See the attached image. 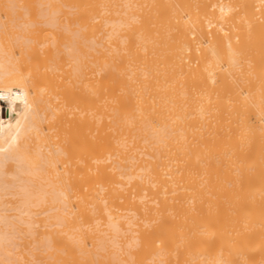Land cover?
<instances>
[{"label":"bare ground","instance_id":"1","mask_svg":"<svg viewBox=\"0 0 264 264\" xmlns=\"http://www.w3.org/2000/svg\"><path fill=\"white\" fill-rule=\"evenodd\" d=\"M35 225L40 264H264V0H0V264Z\"/></svg>","mask_w":264,"mask_h":264},{"label":"rangeland","instance_id":"2","mask_svg":"<svg viewBox=\"0 0 264 264\" xmlns=\"http://www.w3.org/2000/svg\"><path fill=\"white\" fill-rule=\"evenodd\" d=\"M43 7H44V6H43ZM43 7H42V8H43ZM45 7H46V6H45ZM22 16H23V8H21V7H17L16 10H15V13H14V17H15V18H17V17H18V18H21ZM47 34H48V32H47V31H44V37H45V38H47V36H45V35H47ZM64 36H65V33H61V34H60V37H61L62 40H64ZM5 169H7V167H5ZM6 197L9 198L10 196L7 195ZM94 222H95V221H94ZM19 226H21V225H19ZM22 226H24V225H22ZM35 226H36V225H35ZM35 226L32 227V228H33V231H32V230H31V231H32L33 233H32V235H29V242H28V243H29V246H31V247L34 246V249H33V251H34L33 253H34V254H30L31 251H29V254L27 253L28 255H31L32 259H34L33 256H36V255H35V252H36V251L40 253V251H39V249H38V245H39V244H38V243H39V238H38V237H41V234H40V236L37 237L38 242H35V239H36V234H35V233H36V232H34V231H36L37 229H40V230H41V228L39 227V225L36 226V227H35ZM37 227H38V228H37ZM21 228L23 229V227H21ZM21 228H20V227H17L16 229L19 230V229H21ZM24 228H25V231H26V227H25V226H24ZM34 229H36V230H34ZM17 230H16V232H17ZM40 230H39V231H40ZM20 231H22V230H19V231H18V232L21 234ZM29 231H30V230H29ZM31 231H30V233H31ZM14 232H15V230H14ZM22 233H24V229H23ZM26 233H27V232H26ZM26 233H25L24 235H26ZM30 233H29V234H30ZM40 233H42V232L40 231ZM20 234L17 235V237H18V236L20 237ZM34 234H35V237L33 236ZM37 234H39V233H37ZM48 234L51 235V234H53V233H48ZM27 235H28V234H27ZM53 235H54V236H51V237H55V234H53ZM57 235L60 236L59 233H58ZM13 236H14V235H13ZM21 236H22V235H21ZM31 236H33V237H31ZM108 236H109V235H105L106 238H107ZM14 237L16 238V234H15ZM19 237H18V239H15V242H17V241H22V243H23V239H22V238L20 239ZM105 237H104V240H105ZM26 238H27V240H28V236H26ZM12 239H13V238H12ZM24 241H25V242H24V243H25V246H22V249H23V250H22V249H19V247H18V249H19V250H22L23 253L26 255V256H25V255H24L23 253H21V251H20V253L23 254V256H24V258H23L24 262H22V260H21L22 258L20 257L19 251L16 252L17 249H15V247L19 244V242L17 243V245L15 244L16 246H14V250H16V251H15V252H16L15 255L18 256V257H17L18 259L21 258V259H19V261H18V262H20L19 264H27V260L29 261V259H30L31 264H33L34 261L36 262V264H38V263L40 264V262L42 263V261H40V258L37 259L39 262H38L36 259H34V261L31 260V258L27 259V258H28V255L25 253V252H27V250L25 249V252H24V248L26 247L27 241H26L25 239H24ZM15 242H13V243H15ZM105 243L107 244V242H105ZM35 244H36V245H35ZM21 245H22V244H21ZM27 246H28V244H27ZM23 247H24V248H23ZM31 247H30V248H31ZM30 248H29V250H30ZM32 248H33V247H32ZM35 248H36V250H35ZM27 249H28V248H27ZM104 253H105V252H104ZM13 256H14V254H13ZM21 256H22V255H21ZM38 256H39V254H38ZM39 257H40V256H39ZM105 258H106V257H105ZM41 259H43V258H41ZM43 260H44V259H43ZM37 262H38V263H37ZM43 262H44V261H43ZM28 264H29V263H28Z\"/></svg>","mask_w":264,"mask_h":264}]
</instances>
